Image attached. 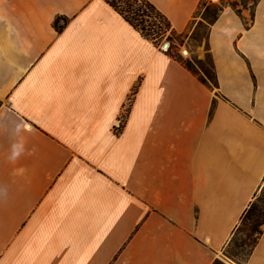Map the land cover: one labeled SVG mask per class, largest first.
<instances>
[{
  "label": "crops",
  "instance_id": "crops-1",
  "mask_svg": "<svg viewBox=\"0 0 264 264\" xmlns=\"http://www.w3.org/2000/svg\"><path fill=\"white\" fill-rule=\"evenodd\" d=\"M150 1L184 32L201 0ZM209 46L214 88L105 0H0V264L220 257L264 184V0Z\"/></svg>",
  "mask_w": 264,
  "mask_h": 264
},
{
  "label": "trees",
  "instance_id": "trees-1",
  "mask_svg": "<svg viewBox=\"0 0 264 264\" xmlns=\"http://www.w3.org/2000/svg\"><path fill=\"white\" fill-rule=\"evenodd\" d=\"M113 7L122 17L135 28L141 36L151 41L156 46H160L161 41L165 38L169 42V48L166 50L176 60L181 62L188 70L195 74L203 83L211 88L218 86L217 74L215 71L214 59L209 46V33L211 25L218 19L225 7H231L237 14H243L239 8L237 0H201L195 12V18L201 15V20L194 28L193 33L201 26L208 28L206 36L207 54L210 59L211 69L204 65L196 68L193 59H183L178 51L179 46L183 44L184 37L188 34L189 29L184 32H178L173 26L170 19L150 0H105ZM258 0H256L255 4ZM255 6V5H254ZM254 13V7L252 14ZM60 19L66 24L68 18L58 16L54 20V26L61 30L63 25L59 24ZM195 20V19H194ZM193 20V21H194ZM193 23V22H192ZM201 62V61H199ZM1 106V100H0ZM264 231V184L261 186L243 212L240 222L235 228L228 245L235 240L237 234L244 233L247 239L242 240V246L248 250V256L256 246L259 237ZM215 262V261H214ZM213 262V264H214Z\"/></svg>",
  "mask_w": 264,
  "mask_h": 264
},
{
  "label": "rangeland",
  "instance_id": "rangeland-1",
  "mask_svg": "<svg viewBox=\"0 0 264 264\" xmlns=\"http://www.w3.org/2000/svg\"><path fill=\"white\" fill-rule=\"evenodd\" d=\"M256 0H237L239 8L242 10L243 14H252L253 7ZM201 15L197 16L193 23L190 25L188 34L183 39L182 52H180L183 59L190 58L193 59L196 68H200L204 65L207 69H211L210 59L207 54V43L206 36L208 33V28L206 26H201L193 33L194 28L197 26L198 22L201 20ZM167 39H163L160 46H164ZM187 51V53H185ZM201 54V56H199ZM201 61V62H199ZM247 239L244 233L237 234L235 240L225 247L223 252L220 254L214 264H244L248 258V250L244 249L242 246V240Z\"/></svg>",
  "mask_w": 264,
  "mask_h": 264
},
{
  "label": "built area",
  "instance_id": "built-area-1",
  "mask_svg": "<svg viewBox=\"0 0 264 264\" xmlns=\"http://www.w3.org/2000/svg\"><path fill=\"white\" fill-rule=\"evenodd\" d=\"M169 48V42L166 41L164 46H162L163 50H167ZM126 120V116L125 114H121L119 115V117L115 120L114 125H113V129L116 133H119L125 123Z\"/></svg>",
  "mask_w": 264,
  "mask_h": 264
},
{
  "label": "bare ground",
  "instance_id": "bare-ground-1",
  "mask_svg": "<svg viewBox=\"0 0 264 264\" xmlns=\"http://www.w3.org/2000/svg\"><path fill=\"white\" fill-rule=\"evenodd\" d=\"M185 53H187V51H185Z\"/></svg>",
  "mask_w": 264,
  "mask_h": 264
}]
</instances>
